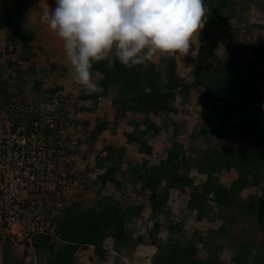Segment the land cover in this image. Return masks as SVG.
<instances>
[{"label":"trees","instance_id":"obj_1","mask_svg":"<svg viewBox=\"0 0 264 264\" xmlns=\"http://www.w3.org/2000/svg\"><path fill=\"white\" fill-rule=\"evenodd\" d=\"M248 1L204 0L208 21L199 36V50L193 46L195 57L163 56L146 67L131 69L118 60L111 69L107 61L93 65V75L103 91L88 92L79 100L89 102L86 109L92 112L109 98L115 119L126 124L122 129L125 143L143 159L127 163L126 147L106 144L97 158L99 173L92 185L84 187L83 193L78 189V194L64 197L60 215L50 219L54 230L26 241L20 256V246L6 240L0 264H84L80 256L89 250H93L90 259L95 264H109L110 253L131 261L147 241L156 249L150 264H264V23L239 29L251 11ZM53 2L55 9L56 0ZM26 4L23 0H0V33L9 30L6 39L12 46L5 49L17 57L16 62L9 60L10 69L17 72L20 85H30L33 103H40L48 95L65 92L62 86H50L49 79L57 82L66 65L58 60L51 63V52L46 51L51 74L46 82L39 79L33 63L41 51L34 44L36 30L22 26L31 1ZM257 7L264 15V0ZM255 28L260 37L249 46L246 39ZM58 42L63 46L59 37ZM22 64H28L27 68L21 69ZM5 73L0 64L2 105L15 97L8 89L11 85L2 79ZM66 96L62 102L70 107L69 121L76 126L72 115L76 116L77 105ZM187 103H194L198 112L193 132H188L181 120L189 114V110L182 112ZM81 124L90 126L86 120ZM109 124L107 115L84 131L88 145L95 146ZM163 132L169 133L173 144L165 158L153 163L155 148L149 142ZM183 134L193 141L203 137L204 143L187 148L180 141ZM83 144L78 143V152ZM91 172L79 171L81 185ZM232 172L236 178L224 183L222 177ZM130 183L135 195L145 197L146 202L125 205ZM110 186V196H102ZM91 190L99 200L88 206L82 194ZM172 201L178 202L177 211L167 209ZM188 213L194 214L198 224L208 220L225 226L209 227L205 237L198 229L190 234L179 220L180 214ZM144 214L146 221L139 223ZM162 235L167 240H161ZM29 251L33 262L27 261ZM224 252L231 255L229 260L222 259ZM122 261L118 264H126Z\"/></svg>","mask_w":264,"mask_h":264},{"label":"built area","instance_id":"obj_2","mask_svg":"<svg viewBox=\"0 0 264 264\" xmlns=\"http://www.w3.org/2000/svg\"><path fill=\"white\" fill-rule=\"evenodd\" d=\"M16 77L14 69L2 77L10 92ZM29 88L0 103V250L6 240L21 246L53 231L67 192L81 187L70 107L59 93L33 103Z\"/></svg>","mask_w":264,"mask_h":264},{"label":"clouds","instance_id":"obj_3","mask_svg":"<svg viewBox=\"0 0 264 264\" xmlns=\"http://www.w3.org/2000/svg\"><path fill=\"white\" fill-rule=\"evenodd\" d=\"M208 11L204 0H56L40 19L63 41L74 83L97 93L103 88L93 79L96 63L111 69L118 60L131 69L160 56L195 57Z\"/></svg>","mask_w":264,"mask_h":264},{"label":"rangeland","instance_id":"obj_4","mask_svg":"<svg viewBox=\"0 0 264 264\" xmlns=\"http://www.w3.org/2000/svg\"><path fill=\"white\" fill-rule=\"evenodd\" d=\"M263 0H249L248 2L251 4V11L248 12V14L246 15L245 21L243 24L239 25V29H241V31H244V29H246L249 26L252 25H258V24H263L264 23V15L261 13L260 9L257 7V4L260 3ZM50 29V28H49ZM259 29L255 28V29H251L250 31V36L246 39V42L249 43V46L252 45L255 42L256 38L260 37V33L258 31ZM7 33L1 34L0 35V52L3 54V56L0 58V64L2 65L3 71H7L8 69L11 68V66L8 64L9 60L11 59L12 61L16 62L17 61V57L15 55L12 54H8V51H6V47H11L12 45L10 44V41H7L6 39ZM41 45V44H40ZM243 45V44H242ZM40 47V53H39V57L35 58L33 61L34 65H35V72L40 73V80L46 82V80H48L50 74H51V66L48 64V62L46 61V56H45V50L41 46ZM195 47L197 48V50H199V43L197 45H195ZM245 47V46H244ZM249 49V47H248ZM220 55H225L226 57H230L231 53L230 52H223V51H219L218 52ZM163 56L158 57L157 59H155V61H160V59ZM50 63V62H49ZM53 63V62H51ZM28 64H22L19 66H22L21 69H26ZM20 69V70H21ZM186 71H189V68H186ZM189 73V72H188ZM17 79L14 81V89L17 90V88H20L22 90V88L24 86H27L28 83H24L23 85H20V79L18 77H16ZM93 79L96 80V75H93ZM189 81L192 80L191 75H189L188 77ZM50 83L49 85H55V86H62L64 88L65 92L59 93L61 97H66V95H70L72 97V99H74V101L76 102L78 111H75L76 116L72 115V118L74 119V122L77 124L76 125V135L78 136V142L80 143H84L83 146L81 148V150H79L78 156L76 157V160L74 162L75 165H77L76 167L78 169H80V171H85V170H91L92 172L85 177V184L81 185V187L79 188L80 193H83L84 191V187L86 186H90L92 185L93 181L96 178V175L99 173V169L96 166V161L98 156L101 155V151L103 149V147L108 144V143H117L119 146L121 147H126L128 149L129 152V156L126 159L127 163L128 162H140L142 161V156L137 153V151L132 148L129 147L126 143L125 140L122 136V129L126 128V124L124 123H119L116 119H115V115L113 112V107L111 105V101L109 98L103 99L101 104L99 105L98 108H96L94 111L89 112L87 111V107L89 106V102H85L80 99L81 95H84L86 93H88L85 89H83L82 87L76 85L74 83L73 77L71 72L66 68L65 70L62 71L61 76L58 77V81L56 82L55 79H49ZM78 90V91H77ZM19 94V92H18ZM32 100H33V95H32ZM181 104V102H180ZM182 105V104H181ZM194 103H187V105H184L183 107L185 108L182 112H185L187 110H189V114H184L181 117V120L183 121V123L185 122L187 125L186 130L188 132H193L195 131L196 127H197V115L198 112L197 110L193 108ZM81 109H84L85 111H82ZM188 113V112H186ZM109 115V129L104 132L100 137H99V141L97 142V144L95 146H90L88 145V141L87 139L84 138V131H87L88 129H91L92 127H94L96 120L97 119H104L106 118V116ZM144 119V116L139 118L140 123L142 122V120ZM89 121L90 122V126L89 127H84V125L81 124L82 121ZM74 130V129H73ZM180 141L182 143H184L186 145L187 148H191L193 147H201L204 143V138L203 137H199L196 140H191L190 136L187 134H183L180 136ZM150 145H152L155 148V155L152 157V162H158L159 159L165 158L167 151L169 150V148L172 146L173 144V140L172 138L169 136V133L167 132H163L159 137L155 138V139H151L149 142ZM86 151H88V154L86 156V158L84 157ZM85 152V153H84ZM236 178V174L234 172L232 173H228L225 174L222 177V180L224 183L229 184L230 182H232L234 179ZM84 179V178H83ZM197 181L200 182V177H196ZM132 184H129L130 189L132 188L131 186ZM111 186L108 187V189L104 190L102 193V196H107L109 197L111 192H110ZM88 191V190H87ZM78 192L77 190L74 191H68L67 193L69 194V197L75 195ZM78 194V193H77ZM82 201L90 206V205H95L97 203V201L99 200L98 196L96 195V193L94 191H89L88 195L86 194H82ZM125 205L128 206H132L136 203H144L146 202L145 197H138L137 195H135V193L132 191V189L130 191H128L127 193V197L126 200L124 201ZM179 207L178 202H171L167 209H171L173 211H177ZM194 214H190L188 213L187 215H181L179 217V220L184 222L186 225V231L188 233H193L194 230L198 229L200 231H202L203 236L205 237L207 235L206 230L209 227H212L213 229H218L222 224L219 221H205L202 222L200 224L196 223L194 221ZM143 220H140L139 223H144V221H146L147 219V214H144V217L142 218ZM142 226V224H141ZM144 226V225H143ZM142 226V227H143ZM146 233L148 234V228L146 229ZM161 240H167L166 235H162ZM148 243L144 244L140 249H138L135 253H134V257L132 258V260L130 261L129 258L127 257L125 260L122 261L123 257H118L116 254L114 253H110V260H109V264H118L123 262H126V264H141V260L143 264H150L151 263V257H153L156 253V249L155 247H151V245L149 244V241H147ZM167 242V241H165ZM19 249V250H18ZM24 250L23 246H20L19 248H17V254L20 256L21 252ZM204 251V250H202ZM93 255V250H89V251H85L82 253V255L80 256V260L81 262H83L84 264H95V262L91 261V257ZM223 260H229L231 258V255L227 252L222 253L221 255ZM0 259H1V255H0ZM34 261V255L32 251H29V258L27 259V261ZM28 264H30L29 262H27ZM98 264V263H96Z\"/></svg>","mask_w":264,"mask_h":264},{"label":"crops","instance_id":"obj_5","mask_svg":"<svg viewBox=\"0 0 264 264\" xmlns=\"http://www.w3.org/2000/svg\"><path fill=\"white\" fill-rule=\"evenodd\" d=\"M24 3H28V1H31V4H29L27 12L24 16V20L22 21V26H26L28 29L32 28L36 30V37L34 44L35 46H41L48 52H51L49 55V58H51L52 62H58L66 65V68L70 71V65L66 58L64 47L60 45L58 42V36L55 35L46 24H43L41 22L40 17L43 14V11L47 8H50L54 10V2L53 0H23ZM27 5V4H26ZM14 20L17 21L18 18L14 17ZM9 30H6L1 34L7 33ZM41 44V45H40ZM56 53L53 57V54ZM51 56V57H50Z\"/></svg>","mask_w":264,"mask_h":264}]
</instances>
